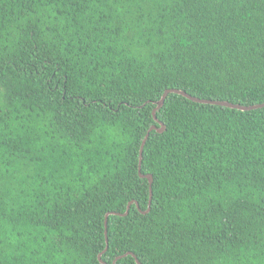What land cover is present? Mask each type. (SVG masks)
<instances>
[{
	"label": "trees",
	"instance_id": "16d2710c",
	"mask_svg": "<svg viewBox=\"0 0 264 264\" xmlns=\"http://www.w3.org/2000/svg\"><path fill=\"white\" fill-rule=\"evenodd\" d=\"M169 88L263 103L264 0H0V264H264V106L169 93L137 208Z\"/></svg>",
	"mask_w": 264,
	"mask_h": 264
},
{
	"label": "water",
	"instance_id": "95a60500",
	"mask_svg": "<svg viewBox=\"0 0 264 264\" xmlns=\"http://www.w3.org/2000/svg\"><path fill=\"white\" fill-rule=\"evenodd\" d=\"M171 92L181 94V95H183V96H185V97H187V98H189L191 100L197 101V102L218 104V105H222V106H228V107H231V108H237V109H240V110H250V109H255V108H259V107H263L264 106V102L263 103L252 104V105H243V104H239V103L229 102L227 100H213V99L199 98V97L193 96V95L189 94L188 92H186V91H184L182 89H178V88L166 89L165 92L163 93V95L161 96L160 100L157 102V106L153 110L154 117H155L156 121L159 123V126H157V125H152L151 126V128L148 130V132H147V134H146V136H145V138H144V140L142 142V145H141L139 171H140V175L142 177L148 178L149 183H150V199H149L148 208L146 210H143V209H141L139 203L136 202L137 208L143 213H148L151 210L152 196H153V190H152L153 175L151 173L144 174V173L141 172V169H142L141 163H142L143 149H144V146H145V143H146L147 139L149 138L151 130L155 129L158 132H164L166 130V125L162 121H160L158 119V117L156 115V112H157V110H159L163 106V104H164V102L166 100V97ZM0 110H1V108H0ZM132 203H134V200H131L129 202V204H128V206H127V208H126V210L124 212H108L106 214L105 224H106V240H107V242H108V237H107L108 216L110 214H117V215H121V216L128 215L129 212H130V207H131ZM130 254L134 255V253H132V252ZM101 255H102V253L99 255V258L102 261ZM125 255H127V254H124V256ZM120 257H122V256H118L114 260V262L112 264H115L117 259L120 258Z\"/></svg>",
	"mask_w": 264,
	"mask_h": 264
}]
</instances>
